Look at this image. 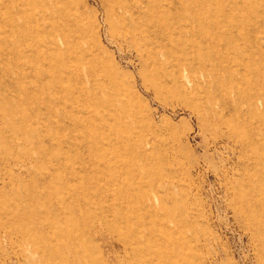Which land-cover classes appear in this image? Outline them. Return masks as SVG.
Instances as JSON below:
<instances>
[{
    "label": "rangeland",
    "instance_id": "374dc122",
    "mask_svg": "<svg viewBox=\"0 0 264 264\" xmlns=\"http://www.w3.org/2000/svg\"><path fill=\"white\" fill-rule=\"evenodd\" d=\"M125 247L264 264V0H0V264Z\"/></svg>",
    "mask_w": 264,
    "mask_h": 264
},
{
    "label": "bare ground",
    "instance_id": "6f19581e",
    "mask_svg": "<svg viewBox=\"0 0 264 264\" xmlns=\"http://www.w3.org/2000/svg\"><path fill=\"white\" fill-rule=\"evenodd\" d=\"M42 5V4H41ZM40 5V6H41ZM13 13V12H12ZM40 19V18H39ZM41 20V19H40ZM40 41V40H39ZM51 41V40H50ZM67 43V42H66ZM43 46V45H42ZM54 48V47H53ZM67 48V47H66ZM49 50V48H48ZM53 50V49H52ZM61 51V50H60ZM62 53V52H61ZM231 53V52H230ZM58 62H60L58 60ZM69 62V61H68ZM66 66V65H65ZM104 127V126H103ZM94 224H93V227L95 226V221H93ZM107 225V224H106ZM129 239H124V243L125 244H128ZM140 240V239H139ZM164 241V240H163ZM165 244H162L164 246H167L166 243L167 242H171V239H167L166 241H164ZM153 245L154 246H157V242L156 241H153ZM161 245V244H159ZM160 246V247H164V246ZM118 250V249H117ZM115 249V251H109V253L107 254L108 255V258H109V261L110 262L109 264H116L117 262L115 261L116 258V254L118 256V253L116 252L117 251ZM124 253V263L123 264H154L155 261H158V262H163L164 264H170L172 262V257L176 256V254L172 253L170 254L169 252L167 251H158L156 249L152 250V248L150 249H147L146 252H141L140 254L139 253H133L132 251L128 250L127 247L125 248H122L121 249ZM104 256V255H103ZM102 257V256H101ZM88 260L90 261L91 264H94L95 263V258L89 256L88 257ZM101 263V262H100ZM105 263V262H104Z\"/></svg>",
    "mask_w": 264,
    "mask_h": 264
}]
</instances>
